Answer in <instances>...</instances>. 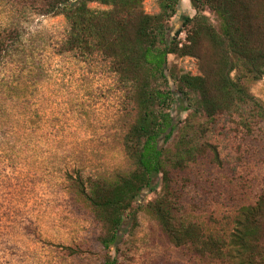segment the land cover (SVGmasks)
I'll list each match as a JSON object with an SVG mask.
<instances>
[{"label":"rangeland","instance_id":"rangeland-1","mask_svg":"<svg viewBox=\"0 0 264 264\" xmlns=\"http://www.w3.org/2000/svg\"><path fill=\"white\" fill-rule=\"evenodd\" d=\"M41 2L0 0V33L17 35L0 64V264H96L105 254L101 227L70 176L82 171L114 179L131 171L123 140L136 111L110 61L62 52L68 22L44 13ZM144 6L149 14L160 11L158 0ZM205 13L218 25L214 13ZM195 14L184 0L171 36ZM185 37L183 32L179 39ZM169 64L199 74L196 58L171 55ZM247 83L264 103V78ZM173 113L184 122L188 117L178 107ZM247 121L238 112L192 121L190 136L207 148L185 169L168 165L177 221L228 240L240 210L257 202L264 187V121ZM181 134L167 146L172 159ZM164 193L160 178L134 204V219L118 246L119 264H229L170 241L148 207ZM66 246L83 254L70 256Z\"/></svg>","mask_w":264,"mask_h":264},{"label":"trees","instance_id":"trees-1","mask_svg":"<svg viewBox=\"0 0 264 264\" xmlns=\"http://www.w3.org/2000/svg\"><path fill=\"white\" fill-rule=\"evenodd\" d=\"M145 0H42V11L63 15L69 25L62 52L83 58L100 55L110 61L119 83L128 91L136 111L123 146L134 168L114 179L71 175L75 194L84 199L101 227L99 243L105 254L96 264H119L117 257L124 231L134 219V204L155 187L160 178L165 193L148 207L162 231L176 246L191 245L202 256L229 264H264V187L254 205L244 206L228 240L204 232L195 223L176 220L173 169H185L206 151L189 134L199 117L215 120L225 113L247 115V125L264 121V103L248 81L264 78V0H190L196 10L171 36L172 20L184 0H158L160 11L149 14ZM91 3L106 9L96 10ZM210 10L218 25L205 13ZM185 32V40L179 36ZM12 33H0V64L11 47ZM193 57L199 74L173 70L169 57ZM179 94V96L176 95ZM188 112L186 121L174 109ZM176 132L175 159L167 147ZM213 148V147H212ZM216 160L219 159L213 148ZM70 256L80 248L63 247Z\"/></svg>","mask_w":264,"mask_h":264}]
</instances>
